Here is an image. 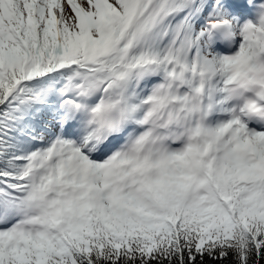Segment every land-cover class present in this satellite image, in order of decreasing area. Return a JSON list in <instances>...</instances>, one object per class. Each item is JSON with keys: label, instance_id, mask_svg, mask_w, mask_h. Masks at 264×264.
<instances>
[{"label": "snow or ice", "instance_id": "snow-or-ice-1", "mask_svg": "<svg viewBox=\"0 0 264 264\" xmlns=\"http://www.w3.org/2000/svg\"><path fill=\"white\" fill-rule=\"evenodd\" d=\"M0 264H264V0H0Z\"/></svg>", "mask_w": 264, "mask_h": 264}]
</instances>
